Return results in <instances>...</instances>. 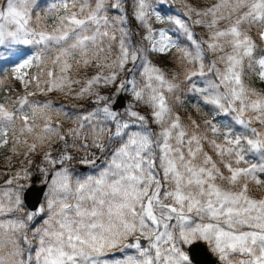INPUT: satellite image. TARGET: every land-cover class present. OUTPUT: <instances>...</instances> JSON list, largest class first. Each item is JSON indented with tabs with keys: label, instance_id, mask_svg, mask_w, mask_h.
<instances>
[{
	"label": "snow or ice",
	"instance_id": "obj_1",
	"mask_svg": "<svg viewBox=\"0 0 264 264\" xmlns=\"http://www.w3.org/2000/svg\"><path fill=\"white\" fill-rule=\"evenodd\" d=\"M174 2L0 0V264H264V0Z\"/></svg>",
	"mask_w": 264,
	"mask_h": 264
},
{
	"label": "rangeland",
	"instance_id": "obj_2",
	"mask_svg": "<svg viewBox=\"0 0 264 264\" xmlns=\"http://www.w3.org/2000/svg\"><path fill=\"white\" fill-rule=\"evenodd\" d=\"M188 2L192 3V4H196L198 2V0H188ZM201 2H202V0H201ZM182 8H183L182 0H175V2L171 5V10L174 12H179L180 10H182ZM49 23H51V21H49ZM156 26L159 27L160 25L157 24ZM132 28L134 31H137V32L140 31L138 29L135 21L132 22ZM138 39H139V36L134 37V40H138ZM153 55L157 56L156 54H153ZM169 55H171V54H169ZM169 61H172L173 66H174V68H172V71H178L179 68H177V66H176L175 62L172 60V58H170ZM256 86L261 87V85H259L258 82L256 83ZM13 90H18V89H13ZM13 90L6 89L4 92V95H2V96H1L2 92H0V102H4L5 95L6 94H8V95L12 94ZM181 98L185 101L184 105L182 107L178 108V111L180 112L181 116H183V114L185 113L186 118H188L189 116L192 118H197L199 114L196 112L195 108L193 107V105L197 103V99L191 95H183ZM125 99L129 100L130 97H125ZM55 100H56L57 104L62 103L65 105V107H68V108H71V107H73V105H76V108L74 110H80V106H79L78 102H76V101L67 100V99H64L63 97H60V96H57L55 98ZM83 107L84 108H91V107H93V105L89 102V103L84 104ZM201 107L203 108L204 112H207V109L205 110V106L201 105ZM188 109H193L195 113L190 115V112L187 111ZM6 155H9V153H7L6 151L0 150V186L4 185V182L10 178V175H9L10 173L15 172L22 167L20 161L17 159H14L12 164L8 165L6 162V159H5ZM39 162H40L39 158H37L36 163H39ZM72 167H73V170L76 171L77 173H83V172L90 171L89 169L79 165L76 162H73ZM82 168H85V170L83 171ZM32 170L33 171L35 170V166H33ZM34 176H33V178H34Z\"/></svg>",
	"mask_w": 264,
	"mask_h": 264
},
{
	"label": "trees",
	"instance_id": "obj_3",
	"mask_svg": "<svg viewBox=\"0 0 264 264\" xmlns=\"http://www.w3.org/2000/svg\"><path fill=\"white\" fill-rule=\"evenodd\" d=\"M196 31H197V34L200 33V30L197 29ZM151 58L153 59L154 63H156L160 67H163L165 71H172V68H174L172 61H169V59L171 58V55L163 56V57L153 55ZM19 87L20 86L18 84L11 86V87L6 86L5 90L6 89H10V90L19 89ZM261 87H264V85H261ZM4 92L5 91H2L1 96L4 95ZM206 109H207V112L210 111L208 107H205V110ZM187 111L190 112V115L195 113L193 109H188ZM182 117L187 119L185 113L183 114Z\"/></svg>",
	"mask_w": 264,
	"mask_h": 264
},
{
	"label": "water",
	"instance_id": "obj_4",
	"mask_svg": "<svg viewBox=\"0 0 264 264\" xmlns=\"http://www.w3.org/2000/svg\"><path fill=\"white\" fill-rule=\"evenodd\" d=\"M124 99H125V97H124ZM82 170L84 171L85 168H82ZM37 179H38L37 176H35L33 178L34 181ZM41 191H42V189L39 186H37V184H33V189L31 190V192L28 194V197H27L30 207L32 205H34L38 199H40V192Z\"/></svg>",
	"mask_w": 264,
	"mask_h": 264
}]
</instances>
